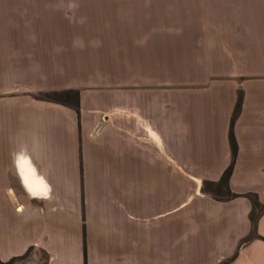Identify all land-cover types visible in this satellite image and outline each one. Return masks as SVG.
Returning a JSON list of instances; mask_svg holds the SVG:
<instances>
[{"label":"crops","instance_id":"1","mask_svg":"<svg viewBox=\"0 0 264 264\" xmlns=\"http://www.w3.org/2000/svg\"><path fill=\"white\" fill-rule=\"evenodd\" d=\"M66 90L77 112L36 97ZM247 194L264 204V0H0L1 263L220 264Z\"/></svg>","mask_w":264,"mask_h":264},{"label":"trees","instance_id":"2","mask_svg":"<svg viewBox=\"0 0 264 264\" xmlns=\"http://www.w3.org/2000/svg\"><path fill=\"white\" fill-rule=\"evenodd\" d=\"M71 97L74 98L73 104L67 103L66 101L62 100V98L66 99V98H71ZM38 98L45 100V101H49V102H53L56 104L70 107L76 112L78 111V92L75 90H66V91H61V92H57V91L48 92V93L43 94L42 97H38ZM241 100H242V97H241V94L239 93L237 96L236 104H235L231 119H230V125H229V131H228V143H229V149H230V155H231L230 163L227 166V168L223 171L218 181L216 182L204 181L202 182V186H201V192L204 194L211 195L212 198L215 199L216 201H227V200H231L237 197L236 194H233L230 191L228 187V181L232 173L235 156H236V150H237L236 142H235L233 132H232V125L240 110ZM245 197L249 200L251 204V210L249 214V221L251 224L250 233L245 239H243L240 242L236 252L230 258H228L227 260H225L224 262L220 264L231 263L236 258L239 248L247 244L251 240L260 239L264 242V238L258 237L255 233V229H256L255 227H256L257 220L262 214H264V204H260L254 194H247L245 195ZM26 256L27 254H24L23 256L19 258L11 259L7 263L0 262V264H9L12 261L21 259Z\"/></svg>","mask_w":264,"mask_h":264},{"label":"rangeland","instance_id":"3","mask_svg":"<svg viewBox=\"0 0 264 264\" xmlns=\"http://www.w3.org/2000/svg\"><path fill=\"white\" fill-rule=\"evenodd\" d=\"M124 32H127V28L125 26H119V29H115L113 33L115 34H123ZM112 34V33H111ZM116 38V37H114ZM45 93H38L36 97H42ZM63 101H66L67 103L73 104L74 98H62ZM9 264H46L45 259L42 254L30 253L26 257H23L21 259L15 260L10 262Z\"/></svg>","mask_w":264,"mask_h":264}]
</instances>
